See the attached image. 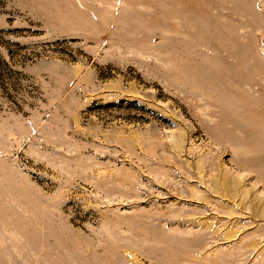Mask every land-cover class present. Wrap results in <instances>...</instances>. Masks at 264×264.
I'll list each match as a JSON object with an SVG mask.
<instances>
[{"label":"rangeland","instance_id":"obj_1","mask_svg":"<svg viewBox=\"0 0 264 264\" xmlns=\"http://www.w3.org/2000/svg\"><path fill=\"white\" fill-rule=\"evenodd\" d=\"M0 264H264V0H0Z\"/></svg>","mask_w":264,"mask_h":264}]
</instances>
